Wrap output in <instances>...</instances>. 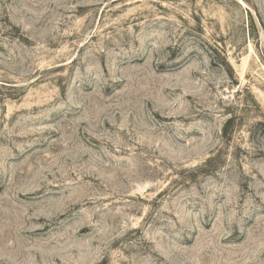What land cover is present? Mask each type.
Returning <instances> with one entry per match:
<instances>
[{"label": "rangeland", "instance_id": "obj_1", "mask_svg": "<svg viewBox=\"0 0 264 264\" xmlns=\"http://www.w3.org/2000/svg\"><path fill=\"white\" fill-rule=\"evenodd\" d=\"M0 264H264V0H0Z\"/></svg>", "mask_w": 264, "mask_h": 264}]
</instances>
